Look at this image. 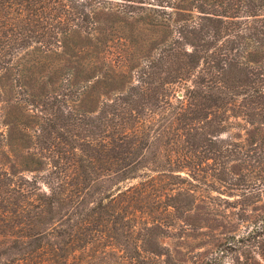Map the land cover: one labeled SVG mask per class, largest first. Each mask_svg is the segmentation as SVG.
I'll return each instance as SVG.
<instances>
[{
	"label": "trees",
	"instance_id": "16d2710c",
	"mask_svg": "<svg viewBox=\"0 0 264 264\" xmlns=\"http://www.w3.org/2000/svg\"><path fill=\"white\" fill-rule=\"evenodd\" d=\"M228 256L264 264V0H0V264Z\"/></svg>",
	"mask_w": 264,
	"mask_h": 264
},
{
	"label": "rangeland",
	"instance_id": "374dc122",
	"mask_svg": "<svg viewBox=\"0 0 264 264\" xmlns=\"http://www.w3.org/2000/svg\"><path fill=\"white\" fill-rule=\"evenodd\" d=\"M221 264H233V263H232L231 258L228 256V257H225V258L222 259V263Z\"/></svg>",
	"mask_w": 264,
	"mask_h": 264
},
{
	"label": "water",
	"instance_id": "95a60500",
	"mask_svg": "<svg viewBox=\"0 0 264 264\" xmlns=\"http://www.w3.org/2000/svg\"><path fill=\"white\" fill-rule=\"evenodd\" d=\"M181 93H179V95H180Z\"/></svg>",
	"mask_w": 264,
	"mask_h": 264
}]
</instances>
